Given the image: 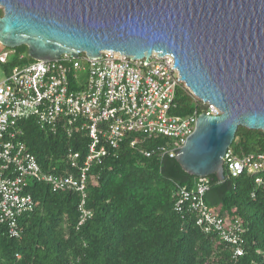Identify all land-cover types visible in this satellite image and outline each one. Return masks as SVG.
<instances>
[{"label":"trees","instance_id":"1","mask_svg":"<svg viewBox=\"0 0 264 264\" xmlns=\"http://www.w3.org/2000/svg\"><path fill=\"white\" fill-rule=\"evenodd\" d=\"M13 50V60L0 63L6 74L34 61L26 45ZM175 102L173 112L182 116L201 114L207 106L184 83L177 87ZM18 126L20 139L44 171L78 172L70 149L80 152L78 164L84 165L85 132L54 131L35 116L21 118ZM132 137L90 165L85 197L75 189L54 191L45 181L29 179L27 191L36 208L19 218V236L10 235L0 222V264H264V189L257 187L254 175L231 177L225 166L223 181L208 176L207 204L242 222L244 253L235 256L220 233L205 232L191 211L176 208L180 189L194 190L199 177L186 172L176 157L142 152L167 138L154 136L131 147ZM230 149L238 155L264 151V130L240 126ZM83 199V208L92 214L80 224Z\"/></svg>","mask_w":264,"mask_h":264},{"label":"built area","instance_id":"2","mask_svg":"<svg viewBox=\"0 0 264 264\" xmlns=\"http://www.w3.org/2000/svg\"><path fill=\"white\" fill-rule=\"evenodd\" d=\"M13 49L0 53L6 63ZM19 55V59L24 58ZM148 60V61H147ZM147 61V62H146ZM181 74L171 55L153 53L149 59H132L119 51L104 50L101 57L81 53L78 58L64 54L53 61L34 60L16 65L0 82V222L12 236L21 233L19 218L36 208L28 180L45 181L54 191L75 189L84 197L87 171L94 162L117 148L125 138L131 147L154 136L166 143L142 150L146 156L176 157L177 151L193 133L199 113L175 114L176 91ZM187 87V86H186ZM188 88V87H187ZM205 103V102H204ZM204 112L220 114L212 103ZM35 116L42 127L56 131L60 127L70 135L85 132L89 137L88 156L78 164L80 152L69 150L68 156L78 172H47L20 139L21 118ZM224 165L231 177L254 175L258 188L264 189V151L238 155L230 148ZM210 190L209 177H199L197 187L181 188L176 208L185 207L194 214L205 232L217 231L235 249L244 253L245 239L239 218L222 215L210 207L205 195ZM255 195V192L252 193ZM81 204L82 224L92 213Z\"/></svg>","mask_w":264,"mask_h":264},{"label":"water","instance_id":"3","mask_svg":"<svg viewBox=\"0 0 264 264\" xmlns=\"http://www.w3.org/2000/svg\"><path fill=\"white\" fill-rule=\"evenodd\" d=\"M0 8V44L26 45L34 60L173 56L179 79L221 110L199 114L176 152L192 175L223 181L238 128L264 130V0H0Z\"/></svg>","mask_w":264,"mask_h":264},{"label":"rangeland","instance_id":"4","mask_svg":"<svg viewBox=\"0 0 264 264\" xmlns=\"http://www.w3.org/2000/svg\"><path fill=\"white\" fill-rule=\"evenodd\" d=\"M14 49V48H13ZM11 49H6L3 46L0 45V53L5 51H10ZM16 56V51L9 54V60H13V58ZM6 77V72L4 70L3 65L0 64V82H2Z\"/></svg>","mask_w":264,"mask_h":264}]
</instances>
